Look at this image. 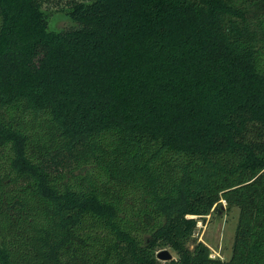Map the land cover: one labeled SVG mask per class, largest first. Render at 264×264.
<instances>
[{"label": "trees", "instance_id": "16d2710c", "mask_svg": "<svg viewBox=\"0 0 264 264\" xmlns=\"http://www.w3.org/2000/svg\"><path fill=\"white\" fill-rule=\"evenodd\" d=\"M46 1L0 0V264H264V0Z\"/></svg>", "mask_w": 264, "mask_h": 264}, {"label": "rangeland", "instance_id": "374dc122", "mask_svg": "<svg viewBox=\"0 0 264 264\" xmlns=\"http://www.w3.org/2000/svg\"><path fill=\"white\" fill-rule=\"evenodd\" d=\"M74 1L87 0H47L43 4L41 10L47 31L59 32L73 24L68 15V8ZM237 220L238 209L236 207L229 208L222 201L220 209L197 222L193 237L196 242H202L208 246L211 258L226 261L231 256ZM163 249H166L173 258L177 257L170 247L160 248L157 253Z\"/></svg>", "mask_w": 264, "mask_h": 264}, {"label": "water", "instance_id": "95a60500", "mask_svg": "<svg viewBox=\"0 0 264 264\" xmlns=\"http://www.w3.org/2000/svg\"><path fill=\"white\" fill-rule=\"evenodd\" d=\"M157 258L161 261H169L171 260L173 257L171 256V254L166 250L163 249L161 251H159L157 253Z\"/></svg>", "mask_w": 264, "mask_h": 264}]
</instances>
